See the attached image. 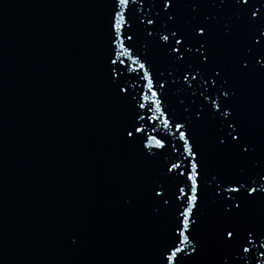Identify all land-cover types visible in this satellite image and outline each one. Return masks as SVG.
Listing matches in <instances>:
<instances>
[{"label": "water", "instance_id": "95a60500", "mask_svg": "<svg viewBox=\"0 0 264 264\" xmlns=\"http://www.w3.org/2000/svg\"><path fill=\"white\" fill-rule=\"evenodd\" d=\"M111 9V0H0V264H156L175 224L180 201L173 194L178 185L186 187L185 177L166 174V166L176 163L184 171L190 159L176 123L203 164V199L192 234L198 246L186 264H232L224 224L264 231V193L245 200L235 217L220 207V197L233 195L223 191L230 181L264 184L257 175H264V69L247 51L253 34L259 38V26L248 17L256 9L264 17V0H249L247 9L234 0H216L215 6L173 0L167 10L162 0H137L126 12L127 52L116 81L128 91L119 94L109 79V56L117 58L120 43L114 41L110 52ZM197 25L212 29L210 62L197 51ZM253 55L259 58L255 49ZM139 63L157 84L164 113L139 124L147 136L163 139V149L122 137L137 111L145 115L137 103L147 94ZM228 121L251 146L247 155L234 141L220 145L231 131ZM158 184L168 206L152 198Z\"/></svg>", "mask_w": 264, "mask_h": 264}, {"label": "snow or ice", "instance_id": "6c2138e0", "mask_svg": "<svg viewBox=\"0 0 264 264\" xmlns=\"http://www.w3.org/2000/svg\"><path fill=\"white\" fill-rule=\"evenodd\" d=\"M112 9L109 15V44H110V52L111 45L114 41H119V52L117 54V58L113 59L111 55L109 56V79L113 83H115L117 93H127V88L122 84L116 81V77L121 74L120 64H123L124 61L121 57L126 55L127 49L122 41V36L125 35L124 29L129 26L128 16L126 12L131 11L130 5H135L137 0H111ZM229 0H219L220 5H225ZM213 6L216 5V0H211ZM235 6H243L245 9L248 8L249 0H234ZM173 7V0H162V9H170ZM260 9H256L255 11H251V15L248 17V22L252 23L253 21L259 26L257 31L259 33V38L253 34L252 40L253 44L250 48L247 49L248 55L251 58L256 60V64L259 65L261 69H264V17L258 15ZM167 17L169 20L173 19V14L171 12L167 13ZM242 18V13H237L236 19L240 20ZM215 19V17H213ZM230 19V18H229ZM143 23V21H141ZM148 24H153V20L149 19L147 21ZM224 35H230L229 25L225 24L224 26ZM194 38L199 41V47L197 51L200 53V57L205 62H210L211 52L206 45L209 43V38L212 34V29L207 25H197L194 29ZM151 35V32H149ZM172 36L175 37L176 33L172 32ZM128 39H131V36H127ZM163 40L167 41L168 37L163 36ZM175 44H180V39H175ZM171 47V45H169ZM253 49L256 50V55H253ZM172 51H177L176 48H172ZM208 53V55H205ZM133 63L136 64L138 61L133 60ZM241 68L242 70H246L249 67V63L245 60H241ZM115 66V67H112ZM146 69L144 63L138 64V71L142 72V79L145 82L144 87L147 88V94H142L140 96V100L137 101L139 109L145 110V115L148 112H155L158 116H147L145 119V115H142L139 111H137L132 119L123 127L122 137L125 143L135 144L139 141L143 144L144 148H155L157 150L163 149L165 147V143L163 139L157 138L155 136H147L146 129L144 126L139 124V120H145V124L149 122H154L158 118L163 117L164 113L161 109V99L158 98V92L155 90L157 84L154 83L153 79L150 77V74ZM133 71H137L133 69ZM215 75L219 77L221 75L220 70H214ZM187 79V77H185ZM195 79V77H193ZM227 82V81H226ZM159 87H163V85H159ZM234 94V93H233ZM222 95L224 97H228L230 95L228 90H223ZM126 97H121L124 99ZM135 99V98H133ZM142 101V102H141ZM147 104V107H146ZM221 115L227 117L230 115L228 111L221 112ZM162 123L165 127L170 126V122L168 119H162ZM235 122H227L228 128L231 129L230 132L227 133L226 137L220 139L219 143L221 146L225 145L226 140L230 143L235 142L234 147L237 149H241L242 155H247L251 146H244V142L242 139H238L240 133L237 132V128L234 126ZM176 130L179 132V140L182 142L183 151L188 154L190 157L188 165H185L184 171H179L180 165L176 163H172L171 166H166V174L167 173H175L178 176L185 177L184 184L187 187L177 186V193H174V197L176 200L180 201L179 204L176 205V217L175 224L170 229L166 243L163 245L161 250L159 251L156 264H186V260L191 257L192 253L196 251L197 243L194 241V236L192 235L195 232V225L197 224L196 218H194L199 213V205L203 199L202 194V178H203V164L201 161L197 160L196 153L192 151V148L189 145V134L185 131H181L183 125L180 123L175 124ZM236 133V135H233ZM230 138V139H229ZM261 171H264L262 169ZM259 179L264 180V175L258 174ZM170 180L175 179V176L168 177ZM212 181H216V177L212 176ZM247 185V187L245 186ZM220 185L217 183L216 188H219ZM226 193H232L233 195L220 197L221 203L220 207L223 209V213L226 217L231 218L241 214L243 211L241 205L244 204L245 200H249V198L255 199L256 196L264 193V184L257 185L256 181L249 179L244 180H236L230 181L229 186H226L223 189ZM152 192H154V196L152 197L154 200L159 198V201L162 202L161 205L168 206L169 200L165 197V189L163 185L158 184L156 187L152 188ZM246 193V195H245ZM255 194V195H254ZM219 197V193H217ZM243 196V199L241 197ZM181 197L184 199L181 200ZM216 203V201H213ZM196 209V212H193V209ZM159 211V209H157ZM223 233H227V242L228 246L233 249L232 252V264H238L241 261L251 260L252 264H257V261L261 258H264V252L258 251L259 249H264V231H257L256 229H240L238 226L231 222H226L222 228ZM235 233V235H233ZM245 233H247L245 235ZM258 242V243H257ZM257 244L258 248L254 251L253 245ZM258 252V254H256ZM224 264H228V261H225Z\"/></svg>", "mask_w": 264, "mask_h": 264}]
</instances>
